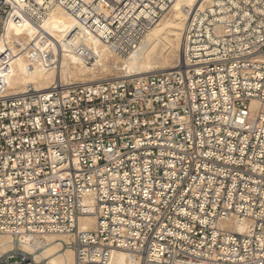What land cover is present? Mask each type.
<instances>
[{"label": "built area", "instance_id": "obj_1", "mask_svg": "<svg viewBox=\"0 0 264 264\" xmlns=\"http://www.w3.org/2000/svg\"><path fill=\"white\" fill-rule=\"evenodd\" d=\"M71 1L0 0V236L13 244L0 264H41L50 235L71 237L76 264L114 251L138 264H264V0L183 6L171 72L15 92V57L90 61L88 37L125 56L178 0H112L108 16L101 0ZM60 7L112 31L7 38ZM85 216L94 228L79 231Z\"/></svg>", "mask_w": 264, "mask_h": 264}, {"label": "bare ground", "instance_id": "obj_2", "mask_svg": "<svg viewBox=\"0 0 264 264\" xmlns=\"http://www.w3.org/2000/svg\"><path fill=\"white\" fill-rule=\"evenodd\" d=\"M38 4H42V0H36ZM87 2L94 0H85ZM121 1V0H116ZM194 0H178L172 4L168 13L157 21L156 25L149 30V33L143 39L140 47L135 51H130L125 56H116L110 53L108 48L100 44L96 39L91 37L86 38V48L89 51L88 59H82L73 55H65L59 60L56 68H39L31 65L23 60L21 56H17L14 59L13 66L11 68V75L9 80V87L15 92L19 93L25 89V87L32 86L36 91H46L50 89L53 83L58 80L65 81L71 80L72 83H79L83 85H90L99 83L101 81L114 80L118 78H96L95 74L98 71L106 73L108 71L107 63L113 60L115 64H120L117 69H123L126 73L124 78L132 77H144L154 72H171L176 69L175 66H163L159 60L160 47H165L166 43L174 42L176 50H178L177 58L178 62L182 60L183 53V31L185 24V16L182 12V7L190 6ZM76 4V0L69 3V6L73 8ZM102 13L108 16L111 10L115 6L112 0L98 1L97 7H102ZM82 10L78 13V18L81 17ZM145 14V10L139 13L136 12V17L141 14ZM76 15L67 13L63 8H56L53 10L47 19H43L39 23L40 27H36L31 22L27 21L22 27H16L15 25H8L6 27L7 38H9L11 32L25 33L31 37L35 31H44L49 37L59 40L62 38L66 31H112L109 25L101 26L92 24L87 21L82 23ZM87 19L88 16H87ZM116 20L113 18V21ZM112 23V20L109 21ZM122 24V20H120ZM122 70V71H123ZM123 71V74H124ZM121 78V77H119ZM79 81V82H78ZM94 228V219L91 216L81 217L78 221L79 231H90ZM240 231L241 227L238 228ZM43 251L39 258L45 260L44 264H76L75 254L69 250L63 248L64 244L71 242L69 235H50L43 239ZM35 245H39L36 242ZM23 251H30V247L25 245L20 246ZM13 249V244L9 237H0V254L7 253ZM42 264V263H41ZM107 264H138L135 257L129 253L123 251H114Z\"/></svg>", "mask_w": 264, "mask_h": 264}, {"label": "rangeland", "instance_id": "obj_3", "mask_svg": "<svg viewBox=\"0 0 264 264\" xmlns=\"http://www.w3.org/2000/svg\"><path fill=\"white\" fill-rule=\"evenodd\" d=\"M160 56H159V60L161 61V65L158 66L159 68L163 67V66H168V65H172V66H177L178 63L177 61L175 60L177 58V55H178V50H176L175 46H174V42L171 41L170 43H166V46L165 47H160ZM116 65L117 67H120V64H115V62L113 60H110L108 63H107V66H108V71L106 73H101V71H97L95 76L96 78H123L124 76H126V73L123 69H117L116 68ZM124 71V74H123V71ZM160 71H157V72H154V73H158ZM107 80V79H106ZM79 82V81H78ZM1 239H3L4 237L0 236ZM43 251H40L39 254H41ZM42 264L45 263V260L41 262Z\"/></svg>", "mask_w": 264, "mask_h": 264}]
</instances>
